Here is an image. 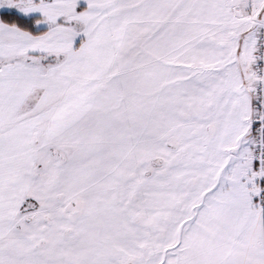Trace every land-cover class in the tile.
Listing matches in <instances>:
<instances>
[{"label":"snow or ice","instance_id":"obj_1","mask_svg":"<svg viewBox=\"0 0 264 264\" xmlns=\"http://www.w3.org/2000/svg\"><path fill=\"white\" fill-rule=\"evenodd\" d=\"M0 264H264V0H0Z\"/></svg>","mask_w":264,"mask_h":264}]
</instances>
